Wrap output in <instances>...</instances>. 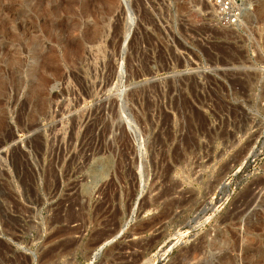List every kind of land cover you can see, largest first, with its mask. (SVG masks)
<instances>
[{
  "label": "rangeland",
  "instance_id": "374dc122",
  "mask_svg": "<svg viewBox=\"0 0 264 264\" xmlns=\"http://www.w3.org/2000/svg\"><path fill=\"white\" fill-rule=\"evenodd\" d=\"M252 8L0 0V264H264Z\"/></svg>",
  "mask_w": 264,
  "mask_h": 264
},
{
  "label": "built area",
  "instance_id": "2783aa9c",
  "mask_svg": "<svg viewBox=\"0 0 264 264\" xmlns=\"http://www.w3.org/2000/svg\"><path fill=\"white\" fill-rule=\"evenodd\" d=\"M213 10V22L221 27H235L251 12L252 0H206Z\"/></svg>",
  "mask_w": 264,
  "mask_h": 264
},
{
  "label": "bare ground",
  "instance_id": "6f19581e",
  "mask_svg": "<svg viewBox=\"0 0 264 264\" xmlns=\"http://www.w3.org/2000/svg\"><path fill=\"white\" fill-rule=\"evenodd\" d=\"M235 245H236V244H235ZM231 248H233V247H231ZM197 250H198V249H197ZM197 250H196L195 252H198ZM198 253H199V252H198ZM193 254H194V253H193Z\"/></svg>",
  "mask_w": 264,
  "mask_h": 264
}]
</instances>
